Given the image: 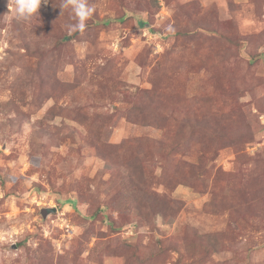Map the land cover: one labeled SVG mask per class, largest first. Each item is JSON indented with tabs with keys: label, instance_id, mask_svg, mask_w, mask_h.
Listing matches in <instances>:
<instances>
[{
	"label": "rangeland",
	"instance_id": "rangeland-1",
	"mask_svg": "<svg viewBox=\"0 0 264 264\" xmlns=\"http://www.w3.org/2000/svg\"><path fill=\"white\" fill-rule=\"evenodd\" d=\"M89 2L0 0V264H264V0Z\"/></svg>",
	"mask_w": 264,
	"mask_h": 264
},
{
	"label": "clouds",
	"instance_id": "clouds-1",
	"mask_svg": "<svg viewBox=\"0 0 264 264\" xmlns=\"http://www.w3.org/2000/svg\"><path fill=\"white\" fill-rule=\"evenodd\" d=\"M43 2L47 3L48 0H43ZM41 3L42 0H14L15 17L24 21L33 19L38 16ZM9 6L11 7L12 4L9 3ZM59 8L61 9V14H63L65 9L69 10L71 18L75 21L66 26L69 35L84 33L88 27L87 22L96 11L89 0H61ZM167 31L174 32L175 29L169 25Z\"/></svg>",
	"mask_w": 264,
	"mask_h": 264
}]
</instances>
